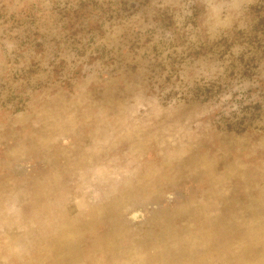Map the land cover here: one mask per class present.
Listing matches in <instances>:
<instances>
[{
	"label": "rangeland",
	"instance_id": "374dc122",
	"mask_svg": "<svg viewBox=\"0 0 264 264\" xmlns=\"http://www.w3.org/2000/svg\"><path fill=\"white\" fill-rule=\"evenodd\" d=\"M0 264H264V0H0Z\"/></svg>",
	"mask_w": 264,
	"mask_h": 264
}]
</instances>
